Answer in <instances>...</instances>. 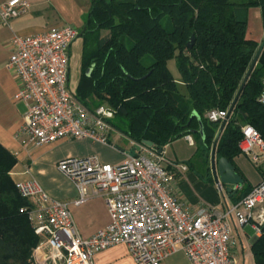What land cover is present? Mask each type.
Segmentation results:
<instances>
[{"label":"built area","instance_id":"2783aa9c","mask_svg":"<svg viewBox=\"0 0 264 264\" xmlns=\"http://www.w3.org/2000/svg\"><path fill=\"white\" fill-rule=\"evenodd\" d=\"M26 0L0 3V24L24 14ZM79 36L76 27L51 26L37 34H13L6 68L17 81L16 100L25 105L23 123L15 136L26 146L40 147L58 139L90 140L116 147L112 134L121 133L110 123L114 111L99 105L88 108L69 89V51ZM257 101L264 106V81ZM228 109L209 110V121L226 122ZM240 154L249 158L260 179L235 203L219 210L201 205L191 210L172 191L183 163L165 160L144 143L129 140L135 155L118 164L102 162L95 155L65 157L56 167L77 190L73 204L101 195L109 223L87 238L75 229L69 204L51 198L33 178L15 181L18 194L30 203L26 211L34 233L40 238L32 250V264H92V256L123 243L135 264H160L181 250L190 264H238L233 247L234 231L253 237L264 226V139L250 125L241 126ZM189 144L192 137L185 135ZM166 162V165L163 163ZM219 193L223 186L216 183Z\"/></svg>","mask_w":264,"mask_h":264},{"label":"trees","instance_id":"16d2710c","mask_svg":"<svg viewBox=\"0 0 264 264\" xmlns=\"http://www.w3.org/2000/svg\"><path fill=\"white\" fill-rule=\"evenodd\" d=\"M251 7L259 8L264 29V0H92L79 31L80 74L72 93L90 109L113 110L110 123L117 131L136 143L149 141L156 150L185 135L198 143L199 118L198 154L208 170L221 123L209 121L206 113L231 106L258 48L246 36ZM263 81L264 46L215 146V158H226L243 180L234 159L240 155L242 125L264 139V106L257 101ZM16 162L0 144V264H32L40 239L20 211L30 203L10 176ZM186 165L193 168L190 161ZM249 190L247 184L231 190V203ZM250 250L253 264H264V226Z\"/></svg>","mask_w":264,"mask_h":264},{"label":"crops","instance_id":"0c3cea01","mask_svg":"<svg viewBox=\"0 0 264 264\" xmlns=\"http://www.w3.org/2000/svg\"><path fill=\"white\" fill-rule=\"evenodd\" d=\"M4 1L6 0H0V3ZM26 1L29 7L24 14L11 20L9 26L0 24V144L16 157L17 162L10 171L13 181L33 178L51 198L68 203L75 229L81 237L87 238L109 223L104 199L101 195H95L89 196L80 205L73 204L78 195L77 190L73 183L58 171L57 162L65 157L95 155L102 162L118 164L126 157L122 150L129 153L133 148L129 145V139L122 133L112 134L111 140L114 142L115 136L118 139L126 138L127 145L124 148H114L85 139H58L40 147H32L22 143L23 137L15 136L17 129L24 121L25 105L14 98L18 87L17 81L12 72L6 68L11 36L15 33L33 35L51 26L63 24L76 27L80 31L92 4V0ZM117 1L132 2L134 0ZM252 25L255 30L253 35L250 31ZM261 31L260 10L258 7H251L248 10L246 36L260 42ZM105 33L102 31V34ZM191 137L193 144H189L183 136L166 144L162 149L165 160L185 165L188 161L192 162L193 168L187 167L185 172L176 175L172 191L191 210H196L201 205H215L222 210L225 205L231 203L229 192L223 185V193L217 191L209 167V159L208 170H206L204 161L198 154L199 142L203 141V134H200L198 143L193 136ZM234 164L244 177L242 186L247 184L251 188L259 181L260 174L248 157L240 154L235 157ZM163 165H166V162ZM207 178L211 181L206 180ZM241 187L234 186L232 190H239ZM243 231L244 235L236 231L237 238L234 233L232 236L236 258L238 264H253L250 245L254 237L248 226H244ZM92 264H135V262L127 246L119 243L95 253L92 256ZM160 264L190 263L186 255L178 250Z\"/></svg>","mask_w":264,"mask_h":264},{"label":"water","instance_id":"95a60500","mask_svg":"<svg viewBox=\"0 0 264 264\" xmlns=\"http://www.w3.org/2000/svg\"><path fill=\"white\" fill-rule=\"evenodd\" d=\"M193 43H194V36H191L188 43H187V46L190 48V47H192ZM263 46H264V37L262 38V40H261V42L257 48V51L253 57V60L251 61V64H250V66H249V68L245 74V77H244V79H243V81L239 87V90L237 91V93L235 95V98L233 99L231 106L228 108V114H230L232 112V108H233V106H234V104L238 98V95H239L244 83L248 79V76H249L252 68L254 67V65L256 63ZM192 115H196V113L192 112ZM198 121H199L198 132H199V134H202V123L199 120V118H198ZM224 125H225V122H222L220 124V126H219V128H218V130L214 136V139H213V142L211 145L210 154H209V165H210L209 167H210L212 178H213L214 182L222 184L223 186L226 187L225 188L226 191L230 192L234 186H237V187L242 186L243 178L241 177V175H239L235 171L233 164L231 162H229L226 158H224V157L215 158L216 142L219 138V135H220L222 129L224 128ZM143 143L149 147L152 146V143L149 141H144ZM158 151L160 152V150H158ZM129 155L130 156L135 155L134 149L130 150ZM255 240H256V237L253 238V241H255Z\"/></svg>","mask_w":264,"mask_h":264},{"label":"rangeland","instance_id":"374dc122","mask_svg":"<svg viewBox=\"0 0 264 264\" xmlns=\"http://www.w3.org/2000/svg\"><path fill=\"white\" fill-rule=\"evenodd\" d=\"M261 19V18H260ZM261 40L262 37H264V29L261 25ZM251 31V35L255 34V30L253 29V25L250 28ZM106 32V31H104ZM260 40V42H261ZM260 42H258V46L260 44ZM81 38L77 37L74 42L71 44L70 46V51H69V80H68V85H69V89L74 92L78 83V78H79V74H80V57H81ZM169 68L172 71V73L177 76V72L174 66V62L170 61L169 62ZM115 136V135H114ZM114 143L116 145V148H124L127 145V139L124 137H121L120 139H118L115 136L114 139ZM236 231H234V236L237 238L236 235Z\"/></svg>","mask_w":264,"mask_h":264}]
</instances>
